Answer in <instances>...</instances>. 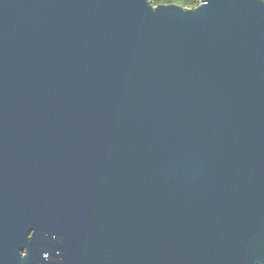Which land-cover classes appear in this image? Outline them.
Returning <instances> with one entry per match:
<instances>
[{
	"label": "water",
	"instance_id": "1",
	"mask_svg": "<svg viewBox=\"0 0 264 264\" xmlns=\"http://www.w3.org/2000/svg\"><path fill=\"white\" fill-rule=\"evenodd\" d=\"M0 0V264H264V3Z\"/></svg>",
	"mask_w": 264,
	"mask_h": 264
},
{
	"label": "trees",
	"instance_id": "2",
	"mask_svg": "<svg viewBox=\"0 0 264 264\" xmlns=\"http://www.w3.org/2000/svg\"><path fill=\"white\" fill-rule=\"evenodd\" d=\"M152 4H169L175 3L187 8H194L198 5V0H150Z\"/></svg>",
	"mask_w": 264,
	"mask_h": 264
},
{
	"label": "clouds",
	"instance_id": "3",
	"mask_svg": "<svg viewBox=\"0 0 264 264\" xmlns=\"http://www.w3.org/2000/svg\"><path fill=\"white\" fill-rule=\"evenodd\" d=\"M262 3H264V0H261Z\"/></svg>",
	"mask_w": 264,
	"mask_h": 264
}]
</instances>
